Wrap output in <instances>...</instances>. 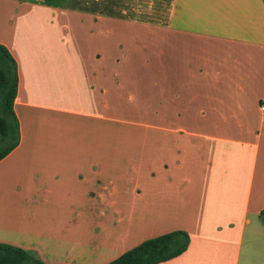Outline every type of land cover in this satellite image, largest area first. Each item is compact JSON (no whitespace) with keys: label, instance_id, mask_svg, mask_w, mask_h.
<instances>
[{"label":"crops","instance_id":"obj_1","mask_svg":"<svg viewBox=\"0 0 264 264\" xmlns=\"http://www.w3.org/2000/svg\"><path fill=\"white\" fill-rule=\"evenodd\" d=\"M0 46V244L108 264L182 231L160 264H264L263 0H0Z\"/></svg>","mask_w":264,"mask_h":264},{"label":"trees","instance_id":"obj_2","mask_svg":"<svg viewBox=\"0 0 264 264\" xmlns=\"http://www.w3.org/2000/svg\"><path fill=\"white\" fill-rule=\"evenodd\" d=\"M264 1V0H263ZM16 90V68L0 46V160L18 143V125L12 111ZM264 219V211L261 212ZM189 244L182 231H173L147 240L108 264H160L181 255ZM0 264H42L20 249L0 244Z\"/></svg>","mask_w":264,"mask_h":264},{"label":"rangeland","instance_id":"obj_3","mask_svg":"<svg viewBox=\"0 0 264 264\" xmlns=\"http://www.w3.org/2000/svg\"><path fill=\"white\" fill-rule=\"evenodd\" d=\"M167 83H168V82H167ZM170 83H171V84H170ZM172 83H173V82H169L170 85H172ZM161 115H162L163 117H166V119L169 118V119H171V120L173 119V116H174V114H171V113H168V114L166 113V114H161ZM123 116H126V115L123 114Z\"/></svg>","mask_w":264,"mask_h":264}]
</instances>
